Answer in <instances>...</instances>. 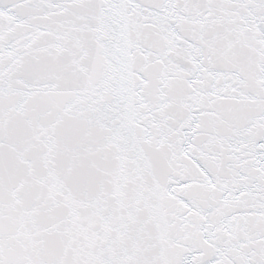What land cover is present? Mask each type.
<instances>
[{"label":"snow or ice","instance_id":"obj_1","mask_svg":"<svg viewBox=\"0 0 264 264\" xmlns=\"http://www.w3.org/2000/svg\"><path fill=\"white\" fill-rule=\"evenodd\" d=\"M0 264H264V0H0Z\"/></svg>","mask_w":264,"mask_h":264}]
</instances>
